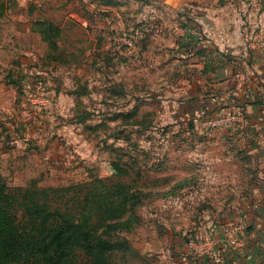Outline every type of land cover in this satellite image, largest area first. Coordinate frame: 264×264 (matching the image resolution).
<instances>
[{"label": "rangeland", "instance_id": "rangeland-1", "mask_svg": "<svg viewBox=\"0 0 264 264\" xmlns=\"http://www.w3.org/2000/svg\"><path fill=\"white\" fill-rule=\"evenodd\" d=\"M95 4L96 0H5L0 14V172L10 185L70 184L88 173L103 175L113 161L126 168L128 179L141 169L137 183L160 184L157 174L163 164L188 167L196 159L210 161L224 153L220 134H247L243 111L226 97L206 92L217 106L189 119L177 106L179 92L160 88L173 83L172 74L179 68L181 60L171 50L181 23L189 24L201 39L203 34L223 35L242 39L246 52L264 51V0ZM45 17L61 27L59 35L51 36L43 27ZM145 35L143 56L136 39ZM83 83L90 94L71 92ZM114 85L123 93L111 94ZM227 108L237 116L235 122H208ZM84 112H89L88 118L79 121ZM201 134L208 137L201 139ZM192 200L143 202L138 209L141 223L120 232L134 250L115 252L110 264H176L166 228L171 233L186 229L184 241L187 233L208 237L195 232L188 221L209 215L212 205ZM186 246L193 255L192 246Z\"/></svg>", "mask_w": 264, "mask_h": 264}, {"label": "crops", "instance_id": "crops-1", "mask_svg": "<svg viewBox=\"0 0 264 264\" xmlns=\"http://www.w3.org/2000/svg\"><path fill=\"white\" fill-rule=\"evenodd\" d=\"M183 34L182 29L180 35ZM203 38L174 42L176 47L171 51L182 63L180 66V62L177 63V73L172 74L173 83L162 85L160 90H177L180 94L177 106L183 107V118L189 119L208 114V111L193 110L194 103L203 106L209 100V107L205 109L209 111L217 106L216 101L205 96L206 92H211L212 97H226L243 111L247 134L242 138L234 133L220 134L224 138L223 141L220 139L224 153L210 161L196 159V163L188 167L163 164L161 173L157 174L161 176L160 184L151 187L159 190L178 188L175 187L173 195L150 201L154 203L165 198L169 202H178L182 198L210 203L209 215L204 213L196 217L198 220L188 221L195 232L201 231L209 238H221L220 224L236 220L245 211L247 225L243 237L246 251L238 255L233 248L227 247L222 253V264H264V51L259 53L256 52L258 48H254L246 52L242 39H225L223 35L214 34H205ZM95 41L99 43V39ZM195 41L202 47V52L195 53L196 48L192 49ZM145 53L146 49L143 56ZM90 92L88 87V94ZM191 110L192 114L188 112ZM200 136L201 139L208 137L206 134ZM172 169H185L186 173L176 175ZM162 178L168 179L163 182ZM215 222L216 227H212ZM183 224L189 226L186 220ZM185 230L171 233L165 229L175 263L188 260L191 264H211L206 255L188 253L183 238Z\"/></svg>", "mask_w": 264, "mask_h": 264}, {"label": "trees", "instance_id": "trees-1", "mask_svg": "<svg viewBox=\"0 0 264 264\" xmlns=\"http://www.w3.org/2000/svg\"><path fill=\"white\" fill-rule=\"evenodd\" d=\"M118 2L96 0L95 5ZM4 9L5 0H0V14ZM41 23L51 36L61 33V27L51 19L45 17ZM187 25L181 23L184 34L175 39H199ZM146 35L136 40L139 52L148 45ZM194 48L195 53L203 51L197 41ZM71 92L88 94V87L83 83ZM122 93L117 85L111 87V94ZM208 106L209 102L203 106L194 103L193 110L209 113L205 110ZM188 112L192 114V110ZM88 116L89 112H84L78 120L85 121ZM106 169L103 175L88 173L70 184L47 186L10 185L0 172V264H110L115 252L134 250L120 232L141 223L138 209L143 202L173 195L178 187L153 191L152 185L137 183L143 170L136 169L135 177L128 179L124 177L126 168L117 161L106 164ZM150 169H156L153 163Z\"/></svg>", "mask_w": 264, "mask_h": 264}, {"label": "built area", "instance_id": "built-area-1", "mask_svg": "<svg viewBox=\"0 0 264 264\" xmlns=\"http://www.w3.org/2000/svg\"><path fill=\"white\" fill-rule=\"evenodd\" d=\"M198 37L201 39L200 35H198ZM262 43H264V39ZM236 118L237 116L235 113L231 111L230 108H227L226 112H222L217 118L208 119V122L223 121L225 125H227L235 122L237 120ZM246 225L247 214L244 211V213L240 214L236 220L220 224L219 228L222 232L221 238L204 237L208 238V240L205 241V239L199 234L193 235L187 233L185 244L192 246L194 254L206 255L210 259L211 264H222V253L227 247L233 248L238 255H241L246 251V243L243 237V231ZM211 226L216 227V222L212 223Z\"/></svg>", "mask_w": 264, "mask_h": 264}]
</instances>
